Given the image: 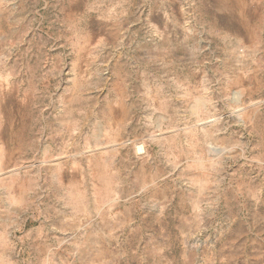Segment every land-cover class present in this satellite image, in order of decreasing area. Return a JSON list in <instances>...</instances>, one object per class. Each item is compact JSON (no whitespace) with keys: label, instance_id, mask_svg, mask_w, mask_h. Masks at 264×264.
I'll return each mask as SVG.
<instances>
[{"label":"rangeland","instance_id":"rangeland-1","mask_svg":"<svg viewBox=\"0 0 264 264\" xmlns=\"http://www.w3.org/2000/svg\"><path fill=\"white\" fill-rule=\"evenodd\" d=\"M0 264H264V0H0Z\"/></svg>","mask_w":264,"mask_h":264}]
</instances>
